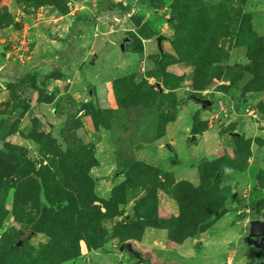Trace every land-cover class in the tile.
I'll list each match as a JSON object with an SVG mask.
<instances>
[{
    "label": "rangeland",
    "instance_id": "obj_1",
    "mask_svg": "<svg viewBox=\"0 0 264 264\" xmlns=\"http://www.w3.org/2000/svg\"><path fill=\"white\" fill-rule=\"evenodd\" d=\"M5 127L0 264H264V0H0Z\"/></svg>",
    "mask_w": 264,
    "mask_h": 264
},
{
    "label": "water",
    "instance_id": "obj_2",
    "mask_svg": "<svg viewBox=\"0 0 264 264\" xmlns=\"http://www.w3.org/2000/svg\"><path fill=\"white\" fill-rule=\"evenodd\" d=\"M57 35H53V39H57ZM163 39V36H158L156 38V46L157 50L161 53L163 51L161 41ZM123 44V41L120 43ZM96 56H93L89 62H93L95 60ZM154 86L158 89L159 92H162V87L159 83H155ZM196 101L200 104L201 108H205L207 106L212 105V101L209 98H196ZM191 139H194V136L191 137ZM165 147L170 150V146L168 143H166ZM244 241L247 246L250 247L251 255L253 256L252 262H254L256 259H259L257 257V251L264 246V219H254L251 221V226L248 229L247 235L244 237ZM120 249H123L127 251L130 255L133 257L139 258V253L132 247L131 243H123L120 246Z\"/></svg>",
    "mask_w": 264,
    "mask_h": 264
},
{
    "label": "trees",
    "instance_id": "obj_3",
    "mask_svg": "<svg viewBox=\"0 0 264 264\" xmlns=\"http://www.w3.org/2000/svg\"><path fill=\"white\" fill-rule=\"evenodd\" d=\"M251 19H252L251 13L250 12L246 13L244 15L243 20L241 21L240 28L236 33V44H237V46L245 47V52H246L247 56H249V57L258 48L259 40H260L259 35L252 28ZM248 68H250V66H248ZM29 84H30L31 88L34 89L35 91H37L39 89L38 86L36 85L34 77L32 75H31V77H29ZM20 87H22V85ZM22 104H23V102L19 101V105H22ZM8 131H9V127L3 128L0 132V138H3L7 134ZM71 159L73 162H75L76 164L81 166V164L78 161H76L74 158H71ZM82 169H83V167H82ZM254 190H255V186L253 188V191ZM228 201H229L228 202L229 204L232 202V195H230ZM250 201H251L250 202L251 203V209H254L255 203L252 199ZM202 231H200V232H202Z\"/></svg>",
    "mask_w": 264,
    "mask_h": 264
},
{
    "label": "flooded vegetation",
    "instance_id": "obj_4",
    "mask_svg": "<svg viewBox=\"0 0 264 264\" xmlns=\"http://www.w3.org/2000/svg\"><path fill=\"white\" fill-rule=\"evenodd\" d=\"M250 247L251 246H247V251H248V254L250 255V258L253 259V256L251 255V252H250ZM263 249H264V246L257 251V257H260V254L262 253Z\"/></svg>",
    "mask_w": 264,
    "mask_h": 264
},
{
    "label": "crops",
    "instance_id": "obj_5",
    "mask_svg": "<svg viewBox=\"0 0 264 264\" xmlns=\"http://www.w3.org/2000/svg\"><path fill=\"white\" fill-rule=\"evenodd\" d=\"M173 173H174V175L176 176V172L173 171ZM192 182H196V179H194Z\"/></svg>",
    "mask_w": 264,
    "mask_h": 264
},
{
    "label": "built area",
    "instance_id": "obj_6",
    "mask_svg": "<svg viewBox=\"0 0 264 264\" xmlns=\"http://www.w3.org/2000/svg\"><path fill=\"white\" fill-rule=\"evenodd\" d=\"M247 111H249V109H246ZM251 114V113H250Z\"/></svg>",
    "mask_w": 264,
    "mask_h": 264
}]
</instances>
